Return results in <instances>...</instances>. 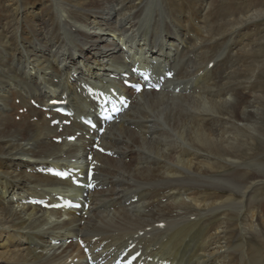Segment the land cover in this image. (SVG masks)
Here are the masks:
<instances>
[{"label": "bare ground", "instance_id": "obj_1", "mask_svg": "<svg viewBox=\"0 0 264 264\" xmlns=\"http://www.w3.org/2000/svg\"><path fill=\"white\" fill-rule=\"evenodd\" d=\"M203 9L191 0H0V264H84L77 245L64 244L73 237L88 244L98 238L107 251L132 241L171 264H264V159L243 163V151L263 137L257 117L264 87L255 91L249 79L239 80L232 61L225 75L227 62L219 59L233 44L216 55L219 28L208 20L214 9L202 16ZM263 16L234 15L224 26ZM97 26L113 37L88 32ZM116 39L134 48L128 58L138 61L143 53L174 68L168 83L180 93H141L106 129L101 146L116 158L92 154L95 179L105 190L91 195L85 218L65 222L59 212L21 204L30 194H45V187L68 186L36 175V167L86 160L82 138L52 141L81 127L73 122L58 133L30 100L46 106L66 93L75 113H83L88 105L77 82L94 77L98 83L119 62L125 67ZM64 63L79 66L76 83L69 82V67L58 66ZM258 146L264 150V141Z\"/></svg>", "mask_w": 264, "mask_h": 264}, {"label": "rangeland", "instance_id": "obj_2", "mask_svg": "<svg viewBox=\"0 0 264 264\" xmlns=\"http://www.w3.org/2000/svg\"><path fill=\"white\" fill-rule=\"evenodd\" d=\"M165 1L173 3L175 0ZM191 1L196 2V5H200L201 3L205 5V9L201 11L202 16L203 11H207L209 9V6L214 9V11L209 14L208 20L209 23L212 24L213 28H219V32H215L218 33V36H215V39L212 41L213 43L215 42L214 45H216L214 48V52L216 53V55H220L223 52L224 48H226V46L233 44L231 50L227 51L224 57L219 59L221 60L225 58L224 63L227 62L225 63L226 65L224 67L226 71L225 75L230 72L231 69L229 66L231 65V63L229 62L232 61L236 65V67H233V69L240 72V74L238 75L240 76L238 77L239 80L245 81L246 79H249L253 84L256 85L255 91L259 86L264 87V16L259 19L257 17V20L255 21L248 22L240 26L237 25L234 28L229 25L228 27L224 26L225 23H228L232 20V17L234 15H239V17H247L249 15L255 16L256 12L258 11H262V13H264V0H201L199 1V3H197L198 0ZM133 4L136 5L137 3L134 2ZM66 9H68L67 6ZM117 10H119V8H117ZM253 13L255 14L253 15ZM212 16H214V21L211 23L210 19L212 18ZM232 23H234V21ZM230 27L232 28L229 30ZM92 28L87 29L88 32H94L99 35L113 37L112 33L110 32H98V26L94 27V30H92ZM221 34L222 37H224V42L220 40ZM83 53H88L87 47L85 48V50H83ZM77 55H79L80 58L83 57L78 53ZM103 60V63H105L107 59ZM214 60L215 63H217V59L214 58ZM92 61L93 59H90V62ZM71 65L72 64L64 63L58 66H67L70 68L71 72H77L79 66L72 67ZM223 66H221L222 69ZM257 118L259 122L264 124V108L260 116H258ZM16 121L18 120L16 119ZM261 133L263 137L255 139L257 142H255L256 145L252 146L251 150L249 151H243V163H245V167L252 164V160L254 159V157L264 159V150L263 148H260L258 146L260 145L261 147H263L264 130L261 131ZM161 201L162 204H165L166 202L165 200ZM52 224L54 223L52 222ZM262 224L263 221L259 220V224H257L258 231H260V228H262Z\"/></svg>", "mask_w": 264, "mask_h": 264}, {"label": "snow or ice", "instance_id": "obj_3", "mask_svg": "<svg viewBox=\"0 0 264 264\" xmlns=\"http://www.w3.org/2000/svg\"><path fill=\"white\" fill-rule=\"evenodd\" d=\"M56 174L62 176L63 178H67V173H56ZM74 183H78V181H74Z\"/></svg>", "mask_w": 264, "mask_h": 264}]
</instances>
